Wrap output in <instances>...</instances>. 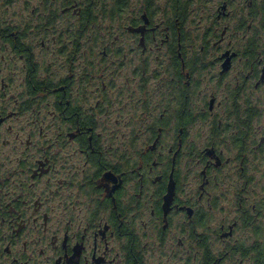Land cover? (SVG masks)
<instances>
[{
  "label": "flooded vegetation",
  "instance_id": "flooded-vegetation-1",
  "mask_svg": "<svg viewBox=\"0 0 264 264\" xmlns=\"http://www.w3.org/2000/svg\"><path fill=\"white\" fill-rule=\"evenodd\" d=\"M137 1L130 40L94 49L81 2L0 0V264H224L237 225H251L245 156L263 150L264 128L237 97L264 85V54L246 63L227 27L185 52L177 19ZM237 162V218L211 227L202 201L211 210Z\"/></svg>",
  "mask_w": 264,
  "mask_h": 264
},
{
  "label": "rangeland",
  "instance_id": "rangeland-1",
  "mask_svg": "<svg viewBox=\"0 0 264 264\" xmlns=\"http://www.w3.org/2000/svg\"><path fill=\"white\" fill-rule=\"evenodd\" d=\"M170 1L165 4V0L161 1V5L164 8L170 4ZM221 0H192V5L189 6V14L186 20L183 23V30H184V43L183 47L188 48L185 52H190L193 47L197 44V40L194 38L195 35L200 36L202 33V36L205 33V37L202 38V40L205 38L204 45L207 47L208 40H213L212 35L221 32L223 28L227 27L228 32L232 33L236 30L239 31L237 35L233 37L234 39V48L240 50L245 49V44L247 42V38L251 35V32L246 31L248 28H245L246 24H250V19L247 18L248 13V4H252L253 0H231L230 6L226 9H223L225 12V16H222L220 19V22L217 23H211L213 20V12L216 11L217 6L220 5ZM223 1V0H222ZM221 1V2H222ZM105 2H109L105 6V9L102 14H99L96 17V23L91 24V39H90V46L92 43L95 44L93 47L94 49L99 46L101 42V38H104L105 40H110L111 36L114 35L120 36V38H114L112 41H115V46L121 47L126 41L130 40V37L128 34L125 33L123 30V25H127V19L130 17L131 10L136 8L138 6L137 0H126L127 7L124 9L123 15L118 17V14L111 13L112 5L116 3L115 0H105ZM169 11V7L167 9ZM222 13V10L220 11ZM245 17V18H244ZM218 19V20H220ZM247 19L246 23L244 24L243 28L239 27V23L243 20ZM206 31V32H205ZM122 32V33H121ZM99 37V38H98ZM124 39V40H122ZM200 45V41H199ZM213 45V44H212ZM216 46L219 45L216 44ZM97 50V49H96ZM217 50V47L215 50H211V52L214 54ZM96 57V58H95ZM92 59L96 62L99 61V65L96 62L94 64V67H97V65L100 67L102 64V61L98 58L97 55H93ZM110 59V56L108 57V61ZM98 71V70H97ZM131 72L129 71L128 78L131 79ZM98 77L95 76L93 78V87L91 88V94L95 96L98 94L96 92V87H94V84L96 83V79ZM143 89L145 91H148L147 94H145L148 99V95L150 94V88L145 83ZM264 86V85H263ZM263 86L259 87L262 88ZM100 89V88H99ZM126 88L124 92L127 91ZM130 93V92H129ZM90 94V95H91ZM143 98V97H142ZM142 98L140 100H142ZM249 101L248 106L245 107H239V111L243 110H249L252 111L255 114H258L260 117L261 122L256 124L255 126H261L264 128V88H262L261 91H256L252 89V92L246 91L239 97H237V101L245 104L246 101ZM128 100H124V103L127 104ZM127 102V103H126ZM139 104V103H138ZM140 107V104H139ZM138 107V109H139ZM237 109V108H235ZM140 110V109H139ZM137 112V111H136ZM135 114L126 113L125 117L123 119L124 123V129H123V141L126 143H130V135H129V121L132 122V118ZM252 147V146H251ZM252 149V148H251ZM253 152H248V154L245 156V164H244V172L245 174L250 173L251 179L253 180L250 182V184H247V191L246 195H248V202L246 204L247 207V217L249 219H252L251 225H247L246 228L241 227V225H237L233 232L232 238H230L229 245L227 249H231V253L229 255V261L235 260V264H238V262H241V264H250L249 263V257L242 254V249L237 245V242L243 246V248H250L251 246H254L255 243H258L259 240H261V244H264V146L263 150L260 152H254V149H252ZM240 166L238 162L236 164H230L226 167L223 174H228L230 178L226 181H220L219 187L215 190V194L213 198L211 199V205H214L211 210L208 209V205L206 204V201H202V208L205 211L214 212L216 215H212L215 218L210 221L211 227H213L215 224H217L220 219L224 217L225 218H237L235 215V208L238 198V188L243 184L240 176ZM228 181V182H227ZM215 202V203H214ZM255 203L256 209L259 208V206H262V211H258L254 213V210L252 209L251 204ZM261 213V214H260ZM260 214V218L257 220V215ZM259 216V215H258ZM215 227V226H214ZM233 228V226L231 225ZM214 231V228H208L206 232L202 233L207 238L211 236V233ZM227 234H223V236H226ZM228 239V238H226ZM225 241L217 243V248L221 249L224 246ZM260 243V242H259ZM237 248V250L235 249ZM224 250V249H223ZM223 250L221 251L220 255L223 254ZM224 262V264H228Z\"/></svg>",
  "mask_w": 264,
  "mask_h": 264
},
{
  "label": "trees",
  "instance_id": "trees-1",
  "mask_svg": "<svg viewBox=\"0 0 264 264\" xmlns=\"http://www.w3.org/2000/svg\"><path fill=\"white\" fill-rule=\"evenodd\" d=\"M145 6L146 8H141L142 11H145L146 17L149 16L151 19L154 15H168L171 16V22L173 23V20L177 19V23H179L180 26H183L184 21L188 17L189 14V6L192 5V0H171L170 4H168L165 8L162 5L164 0H145ZM222 1V0H221ZM220 1V5L217 6V9L215 12H213V20L211 23H217L220 22V20L215 19L216 14L219 16L225 15V12L223 9H226L227 6L229 7L231 4V0H223ZM82 4H81V3ZM169 0H165V4H167ZM78 4H81V11L77 14L78 21H80V29L83 30V27L86 23H88V19L90 20L91 24L96 23V17L99 14H102L105 6H108L107 4L109 2H105V0H77ZM126 0H120L119 2L112 5L111 13L120 14L124 12V9L127 7ZM169 7V11H167ZM222 10V13L220 12ZM215 14V15H214ZM141 18V15H140ZM245 18V17H244ZM247 18L250 19V24H246L245 28H248L246 31L251 32V35L247 38V42L245 44V56H246V63H249V65L257 66V63L260 58H262L264 54V0H253L252 4H248V13ZM247 19H243L239 23V27L244 26V24L247 22ZM170 24V22H169ZM174 24V23H173ZM228 31V28H227ZM206 32V31H205ZM183 33V32H182ZM221 32H217L212 35L213 40H218L220 38ZM205 37V36H204ZM204 40V39H203ZM201 51L198 49L197 53L195 54V58H198ZM202 62H207L206 58H203ZM262 74V72H261ZM258 79L259 81L257 84H261L264 81L263 79ZM264 88V86L262 87ZM262 88H253V86H249V89L252 92V89L257 91H261ZM248 106V103L247 105ZM250 115L251 119V127H254L256 124L260 123V117L258 114L250 112L247 110ZM132 133L130 134L131 137ZM134 138V136L132 135ZM260 143V141H259ZM253 180L250 178L248 181V184L252 182ZM246 193V191H245ZM244 193V194H245ZM247 212V207H246ZM242 254L249 257V263L250 264H264V244L261 243H255L254 246H251L250 248H241Z\"/></svg>",
  "mask_w": 264,
  "mask_h": 264
},
{
  "label": "water",
  "instance_id": "water-1",
  "mask_svg": "<svg viewBox=\"0 0 264 264\" xmlns=\"http://www.w3.org/2000/svg\"><path fill=\"white\" fill-rule=\"evenodd\" d=\"M264 76V67H263V72H262V75H261V77H263Z\"/></svg>",
  "mask_w": 264,
  "mask_h": 264
},
{
  "label": "bare ground",
  "instance_id": "bare-ground-1",
  "mask_svg": "<svg viewBox=\"0 0 264 264\" xmlns=\"http://www.w3.org/2000/svg\"><path fill=\"white\" fill-rule=\"evenodd\" d=\"M262 72H263V69H262Z\"/></svg>",
  "mask_w": 264,
  "mask_h": 264
}]
</instances>
